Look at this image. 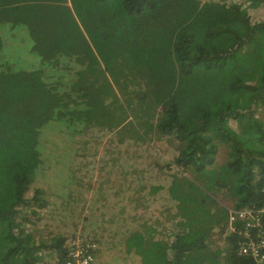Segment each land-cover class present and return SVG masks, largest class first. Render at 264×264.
<instances>
[{"label":"trees","instance_id":"trees-1","mask_svg":"<svg viewBox=\"0 0 264 264\" xmlns=\"http://www.w3.org/2000/svg\"><path fill=\"white\" fill-rule=\"evenodd\" d=\"M2 24L17 33L0 32V264H65L66 237L27 227V207L71 196L46 145L66 139L73 164L94 127L177 141L172 238L136 230L94 264H256L228 218L264 203V0H0Z\"/></svg>","mask_w":264,"mask_h":264},{"label":"rangeland","instance_id":"rangeland-1","mask_svg":"<svg viewBox=\"0 0 264 264\" xmlns=\"http://www.w3.org/2000/svg\"><path fill=\"white\" fill-rule=\"evenodd\" d=\"M250 13L253 20L262 17L259 11L250 10ZM9 27V24L1 25L0 32L5 39H7L5 34L9 37H16L17 31H11ZM17 30L22 32L23 37L29 39V33L24 26L18 27ZM29 60L28 67L30 68L36 67L40 62L36 53L30 54ZM256 114L264 120V112L257 111ZM119 133H122L125 139L122 138L119 141L117 139ZM135 135L137 136V133ZM66 141V139L53 140L51 145H46V150L50 152L52 148H57L62 160L60 161L64 169L63 174L66 178L69 172L73 174L74 184L69 187L71 196L44 195V199L47 200L46 205L36 208L37 215L31 212L34 209L33 205L28 206L27 214L31 222L26 223L27 227L38 224L42 227L40 228L41 233H60L66 237V240L75 235H91L98 243V249L95 252L96 259L105 262L106 259L111 260V257H114L111 251L106 253V245L109 248L114 243H123L133 231L152 229L157 239L169 241L172 238L170 228L174 220L169 215L174 212L175 204L167 198V186L171 179L170 174L176 172L177 168L170 169L167 164L171 163L177 154V141L169 136L156 133L141 141L129 137V134L121 131L120 127L111 131L94 127L82 136V141H77L78 153L76 162L73 164H71L73 157L70 156ZM218 153L217 160L221 161L224 158V151L219 150ZM116 157L119 158V162L115 159ZM48 167L50 168V165ZM109 167L112 170L106 173V168ZM42 184L47 185L44 182ZM120 184H122L120 195L128 194L126 203L124 202L123 205L115 202L112 194L117 192ZM155 185L160 187L156 193L157 198L148 203V189ZM135 189L144 193V201L137 208H132L130 200L137 196ZM46 190L50 191L45 186ZM217 198L220 202L222 200L224 204L232 206L225 193L222 196L217 194ZM106 200L112 201V205L106 203ZM109 208L118 214L116 216H121L124 213L123 208H127V213H132L131 216H133V219L128 222H133L126 224L120 222L118 217L109 221L110 215L106 214ZM137 211L140 213L138 214ZM128 214L126 218L130 217ZM41 233L40 235H44ZM107 237L109 242H106ZM222 238V235L215 236L216 241L222 242ZM127 258L128 255H125L126 260ZM122 259L124 257L120 255V260ZM44 260L47 262L49 258L46 257ZM108 264L119 263L113 260Z\"/></svg>","mask_w":264,"mask_h":264},{"label":"built area","instance_id":"built-area-1","mask_svg":"<svg viewBox=\"0 0 264 264\" xmlns=\"http://www.w3.org/2000/svg\"><path fill=\"white\" fill-rule=\"evenodd\" d=\"M228 223V231L236 232L234 223L243 228L239 231V254L252 257L256 264H264V203L257 208L231 210ZM65 247V264H94L98 243L91 235L72 236Z\"/></svg>","mask_w":264,"mask_h":264},{"label":"crops","instance_id":"crops-1","mask_svg":"<svg viewBox=\"0 0 264 264\" xmlns=\"http://www.w3.org/2000/svg\"><path fill=\"white\" fill-rule=\"evenodd\" d=\"M122 184H120L119 185V187L117 188V192H114V193H112L113 194V196H114V201L115 202H118V204L119 205H123V203L125 202L126 203V200H127V198H128V194L127 193H122V195H120L121 194V188H122V186H121ZM149 190V196H148V203L149 202H152L153 201V199H156L157 198V195H153V194H151L150 193V189H148ZM138 191H139V189H138ZM137 191V189H135V193H137V196H135L133 199H131L130 200V204H131V206H132V208H137L138 206H140V203H142L143 201H144V199H143V195H144V193L143 192H138ZM106 197H107V195H106ZM107 200H111V199H109V198H107ZM106 200V203H108V204H111L112 205V201L111 202H108ZM152 200V201H151ZM134 204V205H133ZM134 206V207H133ZM109 210V212L108 213H106L107 214V216H109L110 215V217H109V221L110 220H112V219H114V218H119L120 219V222H125L126 224L127 223H131V222H133V221H129L128 222V220H132L133 219V216H131V214H128L127 213V208H123V210H124V213L123 214H121V216H122V218H120L121 216L119 215V216H116V215H118L117 213H114V210L113 209H108ZM120 210H122V208H120ZM133 213L135 212L134 211V209H133V211H132ZM137 213L139 214L140 212L139 211H137ZM126 214H128L130 217L129 218H126L127 217V215ZM111 215H113V216H111ZM109 239H108V237H107V239H106V242H109L108 241ZM114 245L112 244L109 248H108V246L106 245V249L107 250H109V251H112V250H110L112 247H113ZM107 250H106V252H107Z\"/></svg>","mask_w":264,"mask_h":264}]
</instances>
